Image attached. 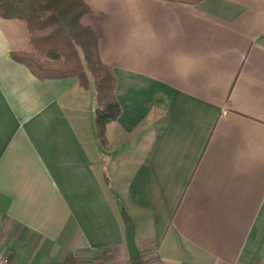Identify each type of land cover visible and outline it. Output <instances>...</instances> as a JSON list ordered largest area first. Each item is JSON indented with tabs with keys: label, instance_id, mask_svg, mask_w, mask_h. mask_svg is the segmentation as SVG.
<instances>
[{
	"label": "crops",
	"instance_id": "0c3cea01",
	"mask_svg": "<svg viewBox=\"0 0 264 264\" xmlns=\"http://www.w3.org/2000/svg\"><path fill=\"white\" fill-rule=\"evenodd\" d=\"M83 1L120 107L105 144L93 90L34 77L0 19V252L129 264L130 223L160 264H264V0Z\"/></svg>",
	"mask_w": 264,
	"mask_h": 264
},
{
	"label": "trees",
	"instance_id": "16d2710c",
	"mask_svg": "<svg viewBox=\"0 0 264 264\" xmlns=\"http://www.w3.org/2000/svg\"><path fill=\"white\" fill-rule=\"evenodd\" d=\"M88 13L83 0H0V19L21 22L26 33L25 49L12 51V59L37 79L73 78L81 89L91 88L95 136L105 144V127L116 120L120 107L112 69L99 57L94 31L81 23ZM129 264L160 262L157 255L139 251Z\"/></svg>",
	"mask_w": 264,
	"mask_h": 264
},
{
	"label": "water",
	"instance_id": "95a60500",
	"mask_svg": "<svg viewBox=\"0 0 264 264\" xmlns=\"http://www.w3.org/2000/svg\"><path fill=\"white\" fill-rule=\"evenodd\" d=\"M125 237H126V247H127L129 259L134 260L139 256V250L135 244L134 230H133V226L130 223H127L125 230Z\"/></svg>",
	"mask_w": 264,
	"mask_h": 264
},
{
	"label": "built area",
	"instance_id": "2783aa9c",
	"mask_svg": "<svg viewBox=\"0 0 264 264\" xmlns=\"http://www.w3.org/2000/svg\"><path fill=\"white\" fill-rule=\"evenodd\" d=\"M0 264H12L8 255L0 252Z\"/></svg>",
	"mask_w": 264,
	"mask_h": 264
},
{
	"label": "rangeland",
	"instance_id": "374dc122",
	"mask_svg": "<svg viewBox=\"0 0 264 264\" xmlns=\"http://www.w3.org/2000/svg\"><path fill=\"white\" fill-rule=\"evenodd\" d=\"M14 24L13 25H16L18 28H15L16 29V31H17V36L18 35H21V32L23 31V30H21V27L19 26V25H21V23L19 22V21H17V20H15V22H13ZM16 23H18V24H16ZM23 33V32H22ZM106 161H107V159H106ZM105 161V162H106ZM116 163H118V162H116Z\"/></svg>",
	"mask_w": 264,
	"mask_h": 264
}]
</instances>
